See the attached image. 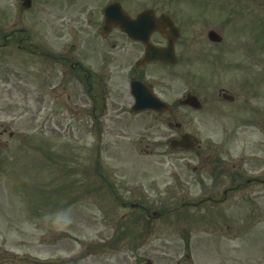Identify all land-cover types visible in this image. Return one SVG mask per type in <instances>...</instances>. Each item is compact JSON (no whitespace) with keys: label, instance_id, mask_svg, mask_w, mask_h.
Listing matches in <instances>:
<instances>
[{"label":"rangeland","instance_id":"1","mask_svg":"<svg viewBox=\"0 0 264 264\" xmlns=\"http://www.w3.org/2000/svg\"><path fill=\"white\" fill-rule=\"evenodd\" d=\"M6 2L0 0V15L13 8L12 2L10 5ZM39 2L26 22L33 44L40 43L39 36L46 24L47 30L41 37L46 36L48 47L59 50L66 38L58 39L56 35L66 30L58 27V9L48 3V17L43 21L44 7ZM206 12V23L189 30L191 37L198 36L191 43L189 63L175 69L176 97L188 89L205 95L208 92L201 84L203 78H215L222 69L225 79L236 75L247 78L249 60L253 61L256 75L264 73V0H222L219 7L207 6ZM8 23L0 21V30L9 31L11 23ZM210 27L220 29L226 36L222 48L231 45L229 49H201H204L201 33ZM58 55L49 52L48 62L52 64L47 65L46 87L59 82L56 78L59 70L54 65L58 59L53 58ZM217 55L219 68L215 64L217 60L211 59ZM32 57L29 80H24V71L19 76L9 68H0V134L5 132L0 135V143L8 144L7 150L0 147V264H91L89 244L99 239H117L121 244L117 251L98 255L100 262L137 264L132 254L143 253L135 252L132 244L140 238L148 257L154 254L157 262L167 263L183 255L189 242H204L209 236L210 240L219 238L228 245L239 243L243 251L239 264L250 263L246 244L264 232V198L240 193L218 207L183 206L203 194L198 185H187L186 179L213 170L217 151L214 146L223 134L221 125L226 128L231 123L243 134L237 141L238 137L227 130L224 136L229 144L223 145V150L218 149L220 166L228 170L237 166L249 174L248 159L257 150L250 144L249 129L234 121L235 111L223 115L231 107L227 105L221 114L213 108L205 122L198 118L191 120L190 115L178 119L184 123V130L199 138L198 153L172 151L165 144L158 146L159 141L166 143L163 136H172L176 131L156 121L146 124V119L137 126L122 129L125 138L120 139V146H115L118 138L107 136L108 143L114 145L105 147V138L102 144H95L96 134L91 131L88 116L60 114L62 104L73 95L72 83L62 82L45 97V105L56 106L50 111L52 114L41 112L40 62L43 60L39 55ZM234 63H239L240 68ZM52 96L60 101L56 102ZM193 121L194 124H188ZM149 124L154 126L150 130ZM11 131L15 135L13 140L8 139ZM259 155L264 157L263 147ZM195 166L198 168L193 169ZM102 174L107 181L100 180ZM122 202L128 203V207H123ZM129 203H139L149 208L150 213L157 210L160 215L152 217L153 223L149 224L151 218L146 214L138 217L143 210L132 208ZM217 209H224V215L232 216L228 217L234 220L231 230L221 222ZM231 239H234L232 243ZM152 243L159 244L158 253L150 250Z\"/></svg>","mask_w":264,"mask_h":264},{"label":"flooded vegetation","instance_id":"2","mask_svg":"<svg viewBox=\"0 0 264 264\" xmlns=\"http://www.w3.org/2000/svg\"><path fill=\"white\" fill-rule=\"evenodd\" d=\"M13 8L9 15H3L1 21L10 22L9 31L0 30V68L11 69L15 75L24 71V80H29L32 75V55H39L43 60L40 62L41 84L40 99L45 115L48 113V104H44L45 97L51 95L60 84H73V95L71 99L62 105L67 113L72 116H88L91 131L96 134V142L102 144L105 138V147L112 148L113 143H108L107 136L118 138L115 146L122 145L121 133L124 127H134L144 122L146 124L156 121L167 128L175 129L176 135L163 139L170 143L173 139H179L189 133L180 119L184 116H192L191 120L205 122L209 112L216 108L223 115L228 111H235L234 121L249 130L248 137L250 144L256 152L251 153L249 162V174L237 169L234 166L231 170L220 166V151L223 145L228 146V139L225 138L227 130L238 140L241 132L231 123L222 125L220 142L214 146L217 148L214 154L213 170L210 173L199 174L187 178L189 185L196 184L203 193L196 201L185 203V207L198 208L203 204L222 206L229 197L240 193L250 196L264 198V157L259 155L261 148H264V73L256 75L249 60V74L247 78L234 77L230 79L216 78L207 79L203 88L208 92L201 95L198 92L188 90L186 94L176 97L175 92V68L177 65L187 61L190 53L191 43L196 42L198 36H192L189 30H195L200 24L206 23V5L210 0H51L57 7V24L62 33H57L58 39L66 38L64 46L54 50L46 45L47 26L41 30L39 38L44 43L33 44L30 26V9L22 8L24 0H7ZM39 0H32L36 3ZM44 1L43 21L47 20V3ZM221 2L222 0H212ZM146 13L144 19L138 21L139 16ZM164 18V20H162ZM173 25L171 27V21ZM220 30L218 27L206 28L200 38L204 49L211 47L218 49L223 42H213L209 38V32ZM67 33L66 36H63ZM197 37V38H196ZM196 38V39H195ZM149 48L163 50L166 52L167 60H154L147 57ZM34 49V50H33ZM60 53L53 58L58 59L54 65L58 67L59 81L57 85L46 87L48 79L47 65L49 52ZM173 51V52H172ZM175 55V56H174ZM236 58V57H235ZM177 62H172L176 61ZM252 59V57H250ZM218 62V59H217ZM239 67V63H234ZM20 81V80H19ZM63 82V83H62ZM134 88V89H133ZM145 90V99L141 103L144 106L152 105L156 97L161 99L163 104L161 110L145 109L134 110L139 90ZM32 93V90L30 89ZM190 92L197 94L201 100L202 108L194 109L183 104V99ZM114 94L115 96H112ZM230 97H226L224 95ZM72 101V103L70 102ZM53 104V103H52ZM56 108V106L53 105ZM52 107V108H53ZM145 116V117H144ZM152 118V120L150 119ZM194 124V121L188 123ZM187 124V126H188ZM152 129L153 124L148 125ZM174 133V132H172ZM256 134L260 135L259 138ZM195 135V134H194ZM242 139L243 138L242 136ZM195 146L187 150L198 153L201 149L199 138L195 135ZM261 140V141H259ZM164 143L158 142V146ZM156 147V145H155ZM100 149V146L97 147ZM183 149V148H178ZM185 150V149H184ZM214 156V155H213ZM195 166L193 169H197ZM237 169V170H236ZM227 185V186H226ZM126 206V203H122ZM140 207V206H139ZM142 207V206H141ZM147 216H151L148 208L142 207ZM219 210V211H218ZM221 222L227 230L233 228L234 223L229 221L232 216L224 215L220 210ZM218 217V216H217ZM219 219V217H218ZM229 219V220H228ZM153 221L150 220L149 224ZM220 234V233H219ZM205 240L192 244H186V252L178 259H169L167 263H159L148 251L144 250L143 239H137L132 246L135 252L143 254H132L137 264H239L241 252L239 243L231 245L224 244L222 239ZM234 239H231L232 243ZM121 244L117 239H99L89 244L93 255L91 264H104L97 259V256H104L109 250L117 251ZM152 252L158 253L159 244L152 243ZM247 252L250 259L249 264H264V232L262 235L249 239ZM215 253V254H214Z\"/></svg>","mask_w":264,"mask_h":264}]
</instances>
